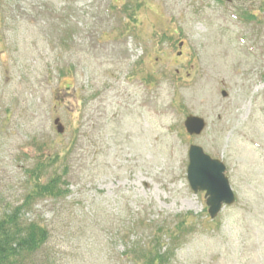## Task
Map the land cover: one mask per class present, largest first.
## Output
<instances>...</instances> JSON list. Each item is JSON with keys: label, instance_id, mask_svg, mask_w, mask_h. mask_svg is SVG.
Segmentation results:
<instances>
[{"label": "rangeland", "instance_id": "374dc122", "mask_svg": "<svg viewBox=\"0 0 264 264\" xmlns=\"http://www.w3.org/2000/svg\"><path fill=\"white\" fill-rule=\"evenodd\" d=\"M74 135L67 197L23 214L48 224L55 264H129L128 246L189 215L170 264H264V0H0V213ZM190 145L235 196L213 221Z\"/></svg>", "mask_w": 264, "mask_h": 264}, {"label": "trees", "instance_id": "16d2710c", "mask_svg": "<svg viewBox=\"0 0 264 264\" xmlns=\"http://www.w3.org/2000/svg\"><path fill=\"white\" fill-rule=\"evenodd\" d=\"M124 11H128L127 6H124ZM247 16L252 18L250 14ZM66 90H68L67 87L64 93L68 95ZM62 92L63 90L57 93L58 99L61 97ZM59 102L63 103L64 99H60ZM78 143V136L74 135L60 152L53 156L40 154L33 167L26 171L29 188L22 204L0 213V264H55V257L50 255L51 253L47 248L50 242L48 224L39 218L24 219L23 214L40 201H58L67 197V163L71 156L79 151L78 146L80 144L78 145ZM60 163L64 168L61 172H58L54 167ZM188 217L190 223H183L182 219L178 223L174 234L171 230L156 227L155 230L152 229V239L145 245L133 244L128 246V250L124 253L127 263L170 264L176 249L175 245L180 241L177 235L183 232L190 234L193 231L195 224L191 221V216ZM164 238L171 239L169 243L171 247L165 244ZM165 246L166 249L164 250Z\"/></svg>", "mask_w": 264, "mask_h": 264}, {"label": "water", "instance_id": "95a60500", "mask_svg": "<svg viewBox=\"0 0 264 264\" xmlns=\"http://www.w3.org/2000/svg\"><path fill=\"white\" fill-rule=\"evenodd\" d=\"M181 46L182 44L179 45ZM53 125L57 134H63L64 127L58 119ZM184 128L189 136H199L205 128V122L198 117L187 116ZM187 158L186 180L189 187L194 194L204 193L207 213L214 220L224 207L235 203V196L225 176L226 168L220 161L211 159L200 147L194 145L189 146Z\"/></svg>", "mask_w": 264, "mask_h": 264}]
</instances>
